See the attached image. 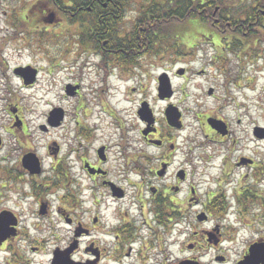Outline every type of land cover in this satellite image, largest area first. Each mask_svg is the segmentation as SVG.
<instances>
[{"label": "flooded vegetation", "instance_id": "af4514ba", "mask_svg": "<svg viewBox=\"0 0 264 264\" xmlns=\"http://www.w3.org/2000/svg\"><path fill=\"white\" fill-rule=\"evenodd\" d=\"M74 1L67 12L61 1L50 11L37 5L26 18L29 28L63 29L67 17L69 30L73 27L81 40L88 35L89 42L77 45L98 58L93 62L98 99L91 113L83 107L86 118L75 120L70 138L62 142L68 145L52 141L42 158L28 144L20 109L9 107L12 124L0 126V151L11 135L21 152L12 166L2 164L8 155L0 156V264H17L15 258L42 264L43 256V264H264V126L244 137L245 130L237 128L240 118L234 122L222 113L239 111L240 97L251 99V76L244 75L251 65L249 31L199 40L189 32L179 35L181 41L173 32L167 42L143 43L138 35L132 39L134 19L127 20L126 10L112 15L95 10L93 3L84 10ZM114 16L131 28L95 43L97 19L110 24L107 19ZM201 40H212V56L202 61L214 67L205 96L215 103L198 116L201 138L195 139L185 133L191 126L185 112L192 108L185 107L184 90L195 76L210 73L192 67ZM55 46L54 56H60L73 45ZM158 52L163 69L150 94L159 111L144 92V65L138 63L147 55L148 61L160 60ZM13 74L24 85L37 80L14 69ZM71 86L72 94L65 86L66 96L80 98V82ZM123 101L131 106L121 107ZM50 112L39 129H63L65 110L58 123H49ZM32 153L36 169L28 161ZM239 242L242 248L232 251Z\"/></svg>", "mask_w": 264, "mask_h": 264}, {"label": "rangeland", "instance_id": "374dc122", "mask_svg": "<svg viewBox=\"0 0 264 264\" xmlns=\"http://www.w3.org/2000/svg\"><path fill=\"white\" fill-rule=\"evenodd\" d=\"M37 1L38 0H0V126L2 130H5V128L7 129V127L12 124L9 107L14 106L20 109L18 111L19 115L29 128V136L27 137L28 144L32 147V151L35 155L42 158L46 153V145L48 143L56 141L61 144L66 139L70 138L71 128L76 119L81 123L84 122L86 117L83 115L85 113L83 107L85 106L88 110L93 108L94 101L98 99L95 98L93 92L98 90L99 80L96 82L94 77L95 70L93 67L94 60L98 58L97 56L91 55L89 52L82 51L81 48L78 47L77 43L83 41H80V38L76 36V30H74L73 27L70 29L72 34L70 33L69 28L71 27L70 25L68 26V24H72L70 19L65 17V22L62 20L63 26H65L63 29H59L57 25L52 27L47 26V29L42 26L29 28L25 22H22L26 21V19L21 15L32 16L33 12L38 9L37 3L49 8L48 11L55 10V6L51 3L48 4L45 1H41L42 3H40ZM140 1L142 0H129L130 4L126 15L129 22L136 15L135 8L139 5L137 2ZM243 2L246 3L245 5L250 3L253 5L252 2H255V0H244ZM63 4L65 5V3ZM67 10H71V8ZM126 21L124 20L123 23ZM18 22H20V24ZM131 25L130 23L121 24L120 21L116 28L118 27L119 32H125L131 28ZM67 26L69 28H67ZM173 27L175 29V26ZM258 32L259 35L251 37V65L249 67L247 65L248 69L246 68V73L244 74L251 76V99L240 97L239 99L242 102L239 103H241L242 108L239 109V111L224 109L222 112L226 118L230 120L233 119L234 122L236 119L240 118L241 123L237 128L240 133L245 130L244 137H249V130H253L254 126H264V31ZM199 35L205 38V36H209L210 33L206 30L202 31L201 29H196L193 38L199 40ZM256 37L257 39H255ZM254 39L256 40V44L252 46ZM62 41L64 44L70 42L73 46H68L67 49H69V51L66 52L65 55L61 53L60 56H54L58 48L55 44L58 42L61 43ZM211 41L212 40L199 41L202 43L200 47L201 50L197 53V59L192 64L194 69L205 67L210 70V73H208L207 77L195 76L197 79L195 81L190 80L186 82L188 87L186 86L184 90L186 92L185 107L192 108L190 114H186L185 112V123L191 124V126L189 128L187 127L185 130V133L190 131L191 136L195 139L201 138L198 133V116L207 112L213 107L212 103H215V100H209L208 102L205 96L206 86L212 84L211 80L207 78L210 77L209 74L213 72L214 67L202 61L212 56L214 50L211 48ZM163 42L164 41L161 43ZM155 54V59L159 58L160 60L148 61L150 58H148L147 55L143 56L138 61V63H142V66L144 65L142 75L143 82H139L143 83L145 94L149 95V99L155 104V107L159 111L160 103L154 99V92L150 94L154 90L155 85L153 80L155 74L158 72L160 73L163 69L161 58L158 56L159 52ZM19 65H27L38 69L36 82L30 85H24L18 80L13 74V69ZM164 65L170 69L169 62ZM76 81L80 82L82 87L81 97L74 98L73 96H66L65 86ZM259 96H262V98ZM106 99L108 100V96ZM78 101H80L79 105ZM237 104L238 102L234 107H237ZM119 105H121V107L127 105L129 108L131 102L125 104V101H123L119 103ZM54 107H60L65 110V126L63 129L56 127L43 132L39 129V126L42 124L46 125V115ZM89 112L91 113L92 109ZM127 118V122L130 123V111L128 112ZM65 128L67 129L66 131ZM23 129L26 137L28 134L25 128ZM65 134L68 136H65ZM4 140L6 144L4 149L0 151V156L8 155L10 159L4 161L2 164L5 166H12L21 152L19 150L20 145L14 144L15 141L11 135H7ZM67 141L62 143V146L66 147L68 145ZM252 145L255 144L251 143V146ZM112 152L115 154L114 149ZM242 246L243 242H239L232 251L236 252V250L241 249ZM42 258L41 263L43 264L46 260V256ZM14 262H17V264H24V259L15 258Z\"/></svg>", "mask_w": 264, "mask_h": 264}, {"label": "trees", "instance_id": "16d2710c", "mask_svg": "<svg viewBox=\"0 0 264 264\" xmlns=\"http://www.w3.org/2000/svg\"><path fill=\"white\" fill-rule=\"evenodd\" d=\"M48 4L56 5L58 2L63 4L64 11L70 9L66 3L75 2L74 0H44ZM244 0H142L135 8L136 15L133 17L134 26L130 31L132 39L133 34L141 38L140 42L143 43H161L166 42L170 37V33H176L177 36L185 34L194 35L196 29H202V31H209L212 36H235L240 37L245 31H249L251 37L259 35L258 31H264V0H255L253 5L243 2ZM42 3L41 1H39ZM79 5H84L82 9L86 10L85 6L95 4V10L97 11H110V14L117 15L125 10L129 9V0H77ZM39 6V4L37 3ZM77 6V5H76ZM79 9V10H82ZM262 10V11H260ZM229 13V15H227ZM28 17V16H27ZM27 22V18L25 16ZM106 19H97L95 25L96 29V41L107 39L108 37H115L118 33L117 24L120 23L121 18L112 17L107 19L110 24H107ZM229 22V24H226ZM28 24V22H27ZM175 26V29L174 27ZM232 27L236 30H218L219 27ZM174 29V30H170ZM85 42H89L87 34L82 35ZM200 36V35H199ZM180 37V36H179ZM178 38V41H181ZM258 37V36H257ZM257 37L255 39H257ZM80 39V41H84ZM252 43V46L256 44V40ZM176 40V41H177ZM114 41V40H113ZM94 42V41H92Z\"/></svg>", "mask_w": 264, "mask_h": 264}, {"label": "water", "instance_id": "95a60500", "mask_svg": "<svg viewBox=\"0 0 264 264\" xmlns=\"http://www.w3.org/2000/svg\"><path fill=\"white\" fill-rule=\"evenodd\" d=\"M20 70H23V71H20ZM16 73H20L24 79L26 80H31L33 81L34 77H35V73H36V70L34 69H31L29 67H24V68H18L15 70ZM165 75V74H163ZM25 80V81H26ZM28 82V81H26ZM74 87L67 84L66 85V92L67 94H72V91H73ZM62 118V109L61 108H54L51 112H50V117L48 119L49 123H58ZM29 161V164H31V166L33 168H37L38 166V160L36 158V156L32 153V155L30 156V158L28 159Z\"/></svg>", "mask_w": 264, "mask_h": 264}]
</instances>
